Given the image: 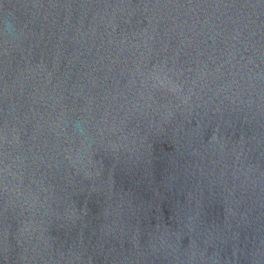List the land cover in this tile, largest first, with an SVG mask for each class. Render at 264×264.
<instances>
[{
	"label": "water",
	"instance_id": "obj_1",
	"mask_svg": "<svg viewBox=\"0 0 264 264\" xmlns=\"http://www.w3.org/2000/svg\"><path fill=\"white\" fill-rule=\"evenodd\" d=\"M0 264H264V0H0Z\"/></svg>",
	"mask_w": 264,
	"mask_h": 264
}]
</instances>
